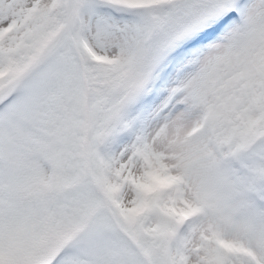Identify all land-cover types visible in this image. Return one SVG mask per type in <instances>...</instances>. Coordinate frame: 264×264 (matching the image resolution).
<instances>
[{
	"label": "snow or ice",
	"instance_id": "snow-or-ice-1",
	"mask_svg": "<svg viewBox=\"0 0 264 264\" xmlns=\"http://www.w3.org/2000/svg\"><path fill=\"white\" fill-rule=\"evenodd\" d=\"M0 264H264V0H0Z\"/></svg>",
	"mask_w": 264,
	"mask_h": 264
}]
</instances>
